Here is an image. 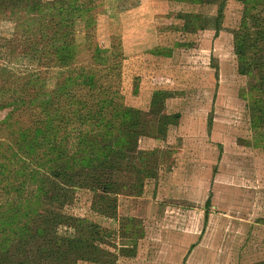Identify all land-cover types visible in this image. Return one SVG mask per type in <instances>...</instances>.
I'll use <instances>...</instances> for the list:
<instances>
[{"label": "rangeland", "instance_id": "1", "mask_svg": "<svg viewBox=\"0 0 264 264\" xmlns=\"http://www.w3.org/2000/svg\"><path fill=\"white\" fill-rule=\"evenodd\" d=\"M220 1L95 0L93 24L76 26L77 64L101 83L113 80L107 97L116 94L123 107L137 110L141 128L154 131L155 137H139L131 151L146 159L145 167L155 173L152 178H137L125 162H106L107 180L118 199L114 218L94 210L87 190L76 191L69 206L54 208L113 231L117 248L135 241V255L117 254L113 264H264V129L254 126L247 105L254 77L237 72L233 50V32L243 21L245 5L254 0H226L220 32L214 37L212 22L206 19L214 18ZM196 14L206 19H195ZM3 21L0 64L18 72L30 59L23 51L32 52L31 41L41 36L39 25L26 16L20 25ZM15 34L17 41L10 42ZM42 77L53 87L60 73L42 71ZM6 83L0 75L2 100ZM156 91L169 93L162 114H180L165 136L156 133L161 114L155 110L159 104L150 103ZM9 109H0V121ZM29 138L19 140V157ZM17 164L8 165L6 173L23 187L11 185L17 192L5 198L1 210L16 207L13 220L21 224L32 218L29 209L35 202L46 205L34 182L16 176ZM139 190L141 195L134 196ZM9 223L0 225V238L8 237L10 243ZM126 228L136 240L122 237ZM64 232L61 228L58 236Z\"/></svg>", "mask_w": 264, "mask_h": 264}, {"label": "trees", "instance_id": "2", "mask_svg": "<svg viewBox=\"0 0 264 264\" xmlns=\"http://www.w3.org/2000/svg\"><path fill=\"white\" fill-rule=\"evenodd\" d=\"M225 3L226 0L218 3L212 20L201 14L194 16L212 22L214 37L220 32ZM245 7L243 21L233 32V50L238 61L237 72L254 77L247 105L253 113L254 126L264 129V0H254ZM95 8V0H0V21L14 24L16 21L20 25L26 16L39 25L41 34L36 42L31 41L32 52L23 51V56L30 58L22 65L23 70L16 72L0 64V75L8 87L5 95L8 100L0 97V109L10 106L0 121V159L3 160L0 161V225L9 220L13 238L10 243V238H0V264H113L117 254L135 255V241L131 246L122 244L117 248L113 231L54 209L69 206L76 191L87 190L93 195L94 210L114 218L118 199L115 188L107 180V161L120 165L125 162L124 166L135 169L137 178L155 175L145 167V158L135 157L131 152L139 137L155 138L154 131L145 132L139 112L123 107L116 94L112 99L107 97L114 87L113 80L112 84L101 83L96 74L85 73L77 64L76 26L92 25ZM14 37L10 42L17 41L16 34ZM9 49L10 45L5 52ZM55 70L60 73L59 81L50 87L42 71ZM168 97L167 91H156L151 96V106L159 104L155 110L161 114L156 129L160 136H165L167 126L176 125L180 118L178 113L170 116L161 113ZM210 127L211 124L209 130ZM28 137L27 149L23 147L20 151L23 157H19V140ZM11 163H18L17 177L25 175L28 182L36 184L46 205L33 201V208L29 209L32 218L21 224L13 220L17 218L16 207L1 210L6 205L5 198L17 192L11 185L15 189L18 188L15 183L23 187L6 173ZM37 168L44 172L38 173ZM139 187L142 190L143 184ZM141 190L134 196L141 195ZM210 207L211 194L204 204L205 220ZM61 228L65 232L59 237ZM126 229L122 237L129 239Z\"/></svg>", "mask_w": 264, "mask_h": 264}]
</instances>
